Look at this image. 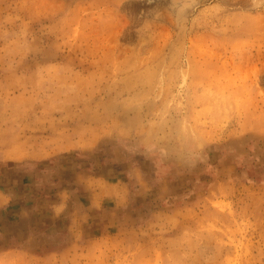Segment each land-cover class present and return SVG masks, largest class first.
<instances>
[{
	"label": "rangeland",
	"instance_id": "1",
	"mask_svg": "<svg viewBox=\"0 0 264 264\" xmlns=\"http://www.w3.org/2000/svg\"><path fill=\"white\" fill-rule=\"evenodd\" d=\"M16 177L0 264H264V0H0Z\"/></svg>",
	"mask_w": 264,
	"mask_h": 264
},
{
	"label": "crops",
	"instance_id": "2",
	"mask_svg": "<svg viewBox=\"0 0 264 264\" xmlns=\"http://www.w3.org/2000/svg\"><path fill=\"white\" fill-rule=\"evenodd\" d=\"M31 174L27 175V176H33V182H30L28 183V187L29 188H33V190H35L37 192L36 195H38L37 199H45L47 197L48 194L45 195V191L48 188H52L53 186H50L51 183L47 184L48 182H46L45 180H39L38 178L35 180L36 176L39 175L37 172V170H32V172H30ZM33 173V174H32ZM44 173V172H43ZM79 174V173H76V175ZM22 178H25L23 177V175L21 176ZM20 179L18 177L12 179V184H10L8 181L4 184L2 183L3 180H0V211L6 207L7 205H10L12 204L13 202V199L16 195V193L23 188V186H26L23 182V179ZM37 181V182H35ZM56 191L57 193H59L58 195H62V194H66L65 193V189L67 187L61 185L58 187ZM54 188V189H56ZM41 190V191H40ZM23 191V190H22ZM55 191V192H56ZM61 203V202H60Z\"/></svg>",
	"mask_w": 264,
	"mask_h": 264
},
{
	"label": "trees",
	"instance_id": "3",
	"mask_svg": "<svg viewBox=\"0 0 264 264\" xmlns=\"http://www.w3.org/2000/svg\"><path fill=\"white\" fill-rule=\"evenodd\" d=\"M58 182H61V181H58Z\"/></svg>",
	"mask_w": 264,
	"mask_h": 264
}]
</instances>
